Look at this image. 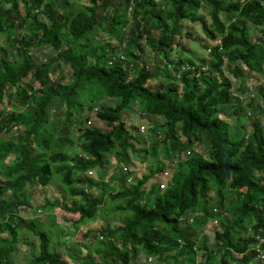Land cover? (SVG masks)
<instances>
[{"label": "trees", "instance_id": "16d2710c", "mask_svg": "<svg viewBox=\"0 0 264 264\" xmlns=\"http://www.w3.org/2000/svg\"><path fill=\"white\" fill-rule=\"evenodd\" d=\"M186 21L215 41L203 45L199 63L169 56ZM249 25L261 35L251 38ZM0 33L8 44L0 45V264H14L29 232L38 251L25 264H145L148 256L157 264H264V126L248 117L253 101L238 97L253 85L264 99V82L247 81L264 72V0H0ZM41 49L56 55L37 62ZM135 108L163 121L149 120L141 133L123 118ZM93 120L109 128L88 126ZM148 139L154 167L123 172ZM164 169L172 175L160 181ZM105 178L115 190L103 189ZM52 182L55 195L36 207L75 215V235L93 242L91 252L50 249L40 222L20 214L32 208L28 190ZM107 200L117 225L88 228ZM208 222L212 250L199 234ZM197 249L206 255L196 263Z\"/></svg>", "mask_w": 264, "mask_h": 264}, {"label": "rangeland", "instance_id": "374dc122", "mask_svg": "<svg viewBox=\"0 0 264 264\" xmlns=\"http://www.w3.org/2000/svg\"><path fill=\"white\" fill-rule=\"evenodd\" d=\"M202 13L206 14V11L202 9ZM222 18H225L223 14H222ZM249 26L251 28V33H250L251 38H256L257 36L259 37L260 27L258 26L255 27L252 25H249ZM18 32L25 33V30H19ZM188 34H191V35H188ZM180 40H182L183 45L185 46L186 50L182 49V46H180ZM218 41L219 40H216V42ZM114 42L115 41L112 40V43ZM214 43L215 41L211 42L207 38V36L203 33L200 24L191 23L189 21H186L184 22V25H183V33L179 37L177 36V44L175 45L173 50L170 52L169 56L172 57L173 59H177L178 57H181V58L189 57L193 59L196 63H199L200 58H203V57L207 58V53H205L203 49V45L205 44L213 45ZM3 44H6L5 37L3 34L0 33V45H3ZM124 48L125 46H121L122 51H124ZM8 49H9V46H8ZM146 49H149V47L146 46ZM55 55H56V51H54L53 49H41L40 53L39 52L36 53L35 56L37 58L36 59L37 62H44L48 58H51L52 56H55ZM146 56H147L146 58L148 57L151 58L153 57V53L149 55L146 53ZM152 62L158 64V62H161V59L160 57H156L155 59H152ZM62 66L64 69H66V66L64 64H62ZM263 69H264V66H263ZM228 75L232 79V86L234 88L238 87V82L240 78L233 77L231 76V74H228ZM244 75L245 77H247L246 73H244ZM248 76L249 77L247 78V81L254 80L256 84L264 82L263 80L264 72L262 75L261 73L252 71L249 73ZM256 95L257 97L252 99L254 109H250L249 107H246V110H249L252 114V115H248V117L252 116L254 118H259V120H261L262 125L264 126V99L262 98L259 92H256ZM112 101H108V102L112 103ZM246 104L247 103H244V105ZM230 112H232L231 109H230ZM76 115L77 114L74 113V117H76ZM123 118L125 119L126 124L129 127H132V125L138 127L142 123L148 124L149 120L153 122H157V123H161L163 121L161 117H155L151 115L142 117L138 108H135L130 113H125L123 115ZM237 119L238 117H236L234 114H231L227 120L230 123H234V120H237ZM249 120H250L249 118L247 119L242 118L240 125L245 126V128L244 129L240 128V129L245 130L247 132L251 130L252 124H250ZM91 124L94 126H101L103 129L109 128V126L106 123H103L102 125H100L101 123L97 124L96 120H93V122L91 121V123H89L88 126ZM134 133L139 135L138 131L136 132L134 131ZM76 135H77V131H72V136L75 137ZM148 136H150V134ZM151 143L152 141L148 139L145 141V146L144 144L137 145V150L139 149L140 152L136 151V153L133 154L132 162L135 165V167L132 170L136 171L137 176H139L140 174L144 172L149 173L148 168L154 167L156 160L150 159L152 157ZM72 144H73L72 146H76V142H73ZM194 147H195L194 148L195 150H198L196 149L197 146H194ZM66 148L68 150L71 149V145L66 144ZM143 148H145L146 151H144ZM12 160H13V156H9L8 158H6L5 161L11 163ZM159 161L161 163L163 161V168H166L165 161L162 158H159ZM92 171H93L92 178L97 179L98 178L97 171L96 170H92ZM171 172L172 170L164 169V173L156 175V177H158L160 181L165 180V179L167 180L172 175ZM56 182L50 183L45 189L40 186H36V188H34L33 191L29 189L28 191L31 192V195H29V202L32 205V208L29 210H22L20 211V214L25 220L33 219L34 221L40 222L41 226H37L36 229L44 230L47 233L49 237V248L50 249L56 247L58 251L59 250L62 251L65 248V246L68 245L72 247L80 255H85L91 252V249L93 248V242L84 241L85 243H83V241H81V239H79V237L75 235L76 230L80 227L79 226L78 228H76L75 224H72V220L76 217L75 215H72L62 210L59 207L50 208V206L45 205L44 207L36 208V205L43 201L44 196H47V198H52L55 195L56 188H57ZM108 186H109L108 184H105L103 186V189L107 192L112 191V187L111 186L108 187ZM90 191L92 192L93 195H98L102 190L96 188V189H91ZM39 194H41V197H39ZM107 201L110 202V200H107ZM109 202L106 203L107 206L103 208V211H102L103 213H101L98 218L96 216L95 218L88 220V222H92V223H88V226H87L88 228L91 229V227H93L94 225H98L100 229H103V227L105 228L106 226L109 227V226L117 225V220L119 216L107 217L109 215L106 212H109L110 211L109 209H112L115 204V203H112V202L109 203ZM38 209L41 210L40 211L41 213L38 212ZM32 234H33L32 232H29L23 235L24 240L27 241V243L29 244L26 245L23 243H18L19 245L17 244L16 247L14 248V251H15L13 253L14 257H12L14 264H25L27 257L29 260L31 259L34 253H37L38 237L35 238ZM199 234L202 235L204 237L203 239L206 240L205 245L207 246V249L212 250L213 248L214 249L217 248L215 238H214V229H213V225L211 224V222H208L204 227H201ZM31 242H34L33 247H31L30 245ZM94 243L96 245L99 244L97 241H95ZM143 254H145V252H143ZM205 255H206L205 249H197V257L195 259V262L196 263L200 262V260L204 261ZM150 264H157V261L153 259L150 262Z\"/></svg>", "mask_w": 264, "mask_h": 264}, {"label": "built area", "instance_id": "2783aa9c", "mask_svg": "<svg viewBox=\"0 0 264 264\" xmlns=\"http://www.w3.org/2000/svg\"><path fill=\"white\" fill-rule=\"evenodd\" d=\"M246 1H250V0H243V2H246ZM259 34L261 35V32H259ZM120 58L123 59V56H121ZM254 95H255V92H254L253 85H248L246 93L245 94H239V98L241 100H244V99L245 100H250L251 98L254 97ZM144 130H145L144 127H141V131L143 132ZM189 153H190V151H187L186 155H189ZM122 169H123L124 172H128V173L131 171L130 168H128L125 165L122 166ZM92 172H93L92 170H87L86 174L88 176H92ZM132 178H133V176L129 175L128 176V181H130ZM164 186H165L164 183H162L160 185L161 188H164ZM261 241H264V238H261ZM259 257L260 258H264V253L262 251L259 252ZM147 261L150 262L151 261V257H148ZM71 264H76V263L75 262H71Z\"/></svg>", "mask_w": 264, "mask_h": 264}, {"label": "clouds", "instance_id": "9594fccd", "mask_svg": "<svg viewBox=\"0 0 264 264\" xmlns=\"http://www.w3.org/2000/svg\"><path fill=\"white\" fill-rule=\"evenodd\" d=\"M124 59H125V58H124V56H123V59H122V60H124ZM203 69H204V68H202L201 70H203ZM254 92H255V91H254ZM245 93H246V91H245L243 94H245ZM237 95H238V94H237ZM255 96H256V92H255L254 97L251 98L250 100H245V99H244V100H241L240 98H239V99H240L241 102H250V101H252V99L255 98ZM238 97H239V95H238ZM95 110H97V109L95 108ZM88 124H89V122H88ZM144 125H145V124H143V123L140 124V126H139V130H138L139 132L143 133V132L146 131V127H145L146 125H145V126H144ZM74 127H77V126L74 125ZM141 127H144V129H145L143 132L141 131ZM187 151H190V150H187ZM187 151H186V152H187ZM187 156H189V155H187ZM123 165H124V164H121V168H122ZM125 166H127V165H125ZM127 167H128V166H127ZM128 168H130V170L133 171V170H132V169H133L132 167H128ZM89 170H94V169H89ZM122 170H123V169H122ZM131 171H130V172H131ZM86 172H87V171H86ZM123 172H124V171H123ZM130 172H129V173H130ZM125 173H128V172H125ZM86 175H87V174H86ZM130 175L133 176V174H130ZM87 176H88V175H87ZM88 177H91V178H92V176H88ZM133 177H134V176H133ZM36 208H38V207H36ZM40 211H41V210L38 209V212H40ZM40 213H41V212H40ZM26 219H27V218H26ZM27 220H29V219H27ZM148 257H150V256H148ZM148 257H147V258H148ZM152 260H153V259H151V261H152ZM151 261H150V262H151ZM150 262H148V261L146 262V261H145V264H150ZM70 264H71V262H70Z\"/></svg>", "mask_w": 264, "mask_h": 264}, {"label": "crops", "instance_id": "0c3cea01", "mask_svg": "<svg viewBox=\"0 0 264 264\" xmlns=\"http://www.w3.org/2000/svg\"><path fill=\"white\" fill-rule=\"evenodd\" d=\"M104 180L107 181L108 178H105ZM105 184H108L109 186H111V187H112V191L115 189L114 184H113L112 182L110 183V182L108 181V182H106ZM105 184H103V186H104ZM109 186H108V187H109ZM38 188H40V187H38ZM106 189H107V188H106ZM66 212H67V211H66ZM68 219H69V217H68ZM103 229H104V227H103ZM25 254H26V253H25Z\"/></svg>", "mask_w": 264, "mask_h": 264}]
</instances>
